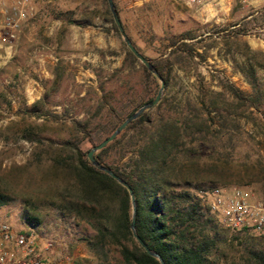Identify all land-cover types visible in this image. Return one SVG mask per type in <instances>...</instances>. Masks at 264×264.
<instances>
[{"label": "rangeland", "instance_id": "374dc122", "mask_svg": "<svg viewBox=\"0 0 264 264\" xmlns=\"http://www.w3.org/2000/svg\"><path fill=\"white\" fill-rule=\"evenodd\" d=\"M113 2L140 53L169 59L162 104L147 110L148 121L177 114L202 121L198 154L180 160L172 175L177 190L199 199L215 242L207 264H248L249 252H264V234L208 222L214 216L207 203L213 188L236 187L251 201L264 199V99L255 111L222 88L225 82L251 94L245 73L251 68L264 95V0ZM106 10L105 0H0V223L39 247L49 244L47 264L95 261L85 244L93 231L61 210L72 199L76 164L62 144L87 151L82 129L103 124L110 106L128 112L151 96ZM180 42L185 47L176 48ZM138 131L112 149V165L127 162L142 139ZM26 217L38 223L30 226ZM110 258L118 260L113 247Z\"/></svg>", "mask_w": 264, "mask_h": 264}, {"label": "trees", "instance_id": "16d2710c", "mask_svg": "<svg viewBox=\"0 0 264 264\" xmlns=\"http://www.w3.org/2000/svg\"><path fill=\"white\" fill-rule=\"evenodd\" d=\"M113 5L117 12L114 2ZM259 13L264 15V5L259 9ZM106 16L112 30L117 34L107 10ZM122 29L127 35L123 26ZM127 37L140 53L130 37ZM180 47H185V43L180 42L176 48ZM171 54L173 52L168 56ZM125 56L131 62H137L126 49ZM147 60L166 88L169 59ZM140 66L145 88L148 90L147 87L150 86L148 92L151 96L141 99L128 112L118 111L110 106L103 124L96 125L92 131L82 129L89 144L87 151L105 139L124 118L154 97L157 81L142 65ZM245 73L248 75L247 82L251 94L240 92L225 82L222 88L240 106L261 111L259 108L264 99L261 85L254 76L253 69L250 68ZM161 104L162 100L154 108L158 109ZM147 113L148 111H145L129 123L113 141L93 157L98 164L111 170L131 189L135 206L134 230L149 250L156 253L164 264H207L208 255L215 242L206 233L201 221L199 199L197 195L177 190L176 180L172 175L180 160H189L198 154L204 138L202 121L197 116L177 114L175 118H159L152 123L148 121ZM28 114L32 116L31 113ZM134 128L135 131H141L142 139L134 145L136 147L126 163L120 166L112 165L114 163L109 162L110 152L122 137ZM62 145L73 152L76 164L71 168L73 185L69 188L72 192L69 196L72 199L66 201L61 210L84 222L93 231V236L86 238L85 244L95 260L94 264H158L155 259L147 256L131 237V210L126 190L104 173L91 167L85 158L87 151H82L75 143L64 142ZM207 220L213 222L216 219L214 217ZM25 221L30 226L38 223L32 217H26ZM111 247L116 249V263H112L110 258ZM248 261V264H264V252H249Z\"/></svg>", "mask_w": 264, "mask_h": 264}, {"label": "built area", "instance_id": "2783aa9c", "mask_svg": "<svg viewBox=\"0 0 264 264\" xmlns=\"http://www.w3.org/2000/svg\"><path fill=\"white\" fill-rule=\"evenodd\" d=\"M215 1L188 0L198 5ZM207 209L227 230L264 234V199L251 201L236 187L213 188L208 192ZM49 247H39L31 236L0 223V264H47L44 255Z\"/></svg>", "mask_w": 264, "mask_h": 264}, {"label": "water", "instance_id": "95a60500", "mask_svg": "<svg viewBox=\"0 0 264 264\" xmlns=\"http://www.w3.org/2000/svg\"><path fill=\"white\" fill-rule=\"evenodd\" d=\"M105 3L107 6V10L110 14L112 23L114 24L116 32L119 35L124 47L135 58V60L146 69L147 72H149L151 75L154 76V78L157 80L159 86H158V89H157L154 97L150 101L144 103L139 108H137L132 114H130L129 116L124 118L105 139L100 141L97 145L92 146L85 153V158L91 167H93L97 171L104 173L109 178L114 180L119 186H121L122 188H124L126 190L127 195H128V199H129V203H130V210H131L130 221H129V231H130L132 239L135 241L136 245L138 247H140L147 256L155 259L158 262V264H164L163 261L161 260V258L156 253L149 250L146 247V245L140 240V238L135 233V230H134L135 206H134V199H133V194H132L131 189L123 180H121L119 177H117L115 174H113V172L111 170H109L106 167H103L102 165L98 164L93 157V155L96 152H98L103 147H105L107 144H109L111 141H113L129 123L136 120L143 112L155 107L158 104L160 97L162 95L163 89H164L163 81L160 78V76L158 75V73L156 72V70L154 69V67L150 64V62L145 57H143L140 53H138L136 51V49L133 47L131 41L128 39L127 35L123 31L112 0H105Z\"/></svg>", "mask_w": 264, "mask_h": 264}]
</instances>
